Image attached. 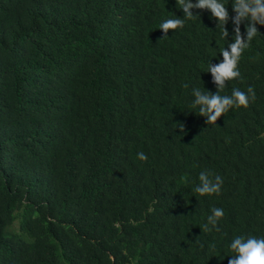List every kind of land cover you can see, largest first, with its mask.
Returning a JSON list of instances; mask_svg holds the SVG:
<instances>
[{
    "label": "trees",
    "instance_id": "1",
    "mask_svg": "<svg viewBox=\"0 0 264 264\" xmlns=\"http://www.w3.org/2000/svg\"><path fill=\"white\" fill-rule=\"evenodd\" d=\"M193 13L163 38L176 0H0V264H228L264 237V26L220 92L255 100L207 125L192 89L233 24Z\"/></svg>",
    "mask_w": 264,
    "mask_h": 264
},
{
    "label": "clouds",
    "instance_id": "2",
    "mask_svg": "<svg viewBox=\"0 0 264 264\" xmlns=\"http://www.w3.org/2000/svg\"><path fill=\"white\" fill-rule=\"evenodd\" d=\"M176 4L184 16L164 20L159 25L163 38L168 37L170 30L182 28L186 19L197 16L194 15L193 9L209 10L216 22V27L221 29L225 39L229 36L226 25L230 19L233 24V42L228 43L227 47L221 50L222 61L217 64L209 62L206 71L211 74L212 83L217 91L211 93L208 90L201 91L200 88L192 89L193 107L199 108V116L206 117L207 125H216V121L231 108H247L250 101L255 100V91L252 87H248L247 92L233 88L231 95H220V92L227 86V82L240 76L241 56L253 39L260 34L257 25L264 26V0H231L232 11L235 13L232 17L221 0H196L195 3L192 0H176ZM242 24L245 26V33L241 32ZM181 131H183V126H181ZM137 156L141 161L148 159L143 152L138 153ZM198 179L199 183L194 190L200 196L219 194L221 191L223 184L221 176L202 171ZM223 215L222 208H212L211 215L207 217V223L204 225V231H219L218 223ZM230 250L234 255L230 256L228 264H264V237L236 236L230 244Z\"/></svg>",
    "mask_w": 264,
    "mask_h": 264
}]
</instances>
